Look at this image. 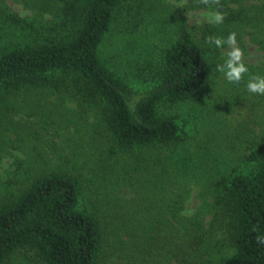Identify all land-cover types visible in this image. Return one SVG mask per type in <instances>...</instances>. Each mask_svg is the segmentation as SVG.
<instances>
[{"label": "trees", "instance_id": "trees-1", "mask_svg": "<svg viewBox=\"0 0 264 264\" xmlns=\"http://www.w3.org/2000/svg\"><path fill=\"white\" fill-rule=\"evenodd\" d=\"M20 1L34 11L33 17H22L6 0H0L4 28L11 30L15 25L25 34L13 46L0 50V100L10 106L13 92L44 85L58 88L56 75L70 76L71 95L77 92L97 109L112 144L126 156L125 160L114 157L112 162L107 158L90 183L93 209L81 204L82 187L73 173L51 170L24 183L0 207V264L25 247L45 264H103L106 257L113 264H208L213 260L211 254L221 247V233L233 247L234 264H264V245L256 240L264 236V135L239 156L255 168L248 174L226 177L218 166L200 171L198 155L192 157L193 163L182 143L185 131L177 116L161 113L168 105L195 101L218 118L211 119L220 129L225 111L212 85L216 87L215 77L221 73L215 59L220 54L222 59L227 46L217 48L207 38L226 39L236 32L238 43L251 36L264 50V0H220L219 5L188 0V8L223 12L224 22L193 25L189 32L168 39L164 48L155 43L161 49L159 59L139 63L131 59L128 64L137 69V81L144 83L139 88L129 82L135 77L113 71L101 50L116 21L126 14L141 20L145 10L143 17L154 16L150 29L156 36L164 32L160 17L166 23L171 10L161 0ZM45 13L52 16L47 23ZM166 31L167 35L174 33V29ZM247 66L249 72L241 83L228 84L236 102L253 95L246 88L243 93L251 76L264 75L263 65ZM212 140L207 137L196 151L211 156L205 158L209 163L219 156L229 160L228 155L213 150ZM184 173L191 178H183ZM138 174L147 180L141 182ZM194 188L203 205L186 215L185 201ZM124 189L136 191V196L127 197ZM142 189L166 198L155 216L144 221L140 213L132 212ZM118 211L127 213L128 221L119 220ZM106 213L109 220H104ZM204 213L210 215L209 220Z\"/></svg>", "mask_w": 264, "mask_h": 264}, {"label": "rangeland", "instance_id": "rangeland-1", "mask_svg": "<svg viewBox=\"0 0 264 264\" xmlns=\"http://www.w3.org/2000/svg\"><path fill=\"white\" fill-rule=\"evenodd\" d=\"M6 1L22 17L34 16V11L26 7L22 1ZM161 2L171 10L168 12L171 17L169 16L170 19L166 23L164 17H160L163 19L160 22L163 23L164 32H158L156 36V31L150 29L153 26L154 16L143 17L146 11L142 10L141 20H135L133 16L126 14L125 19L116 21V25L109 32L102 46L101 56L104 62L118 74L119 72L124 75L128 73L130 77H135L129 82L137 88L143 87L144 83L142 80L137 81L140 76L137 69L128 64L131 59L135 63L151 60V58L159 59L160 48L166 46L168 39L178 37L180 32H189L193 25L210 24L207 15L215 12L210 9L188 8V0H161ZM125 5L126 8L130 7L127 1ZM51 17L50 13H45L44 22L47 23L46 21L52 19ZM16 28L13 25L11 30L5 29L3 22L0 21V50L13 46L14 41L25 36ZM166 28L169 31L174 29V33L167 35ZM6 32L9 34L6 35ZM148 35L150 39H147ZM155 43L158 44L159 49ZM238 46L244 51L247 65L264 66V50L251 39V36H245L243 43H238ZM148 48L157 51L152 52ZM227 51L228 47H225L222 59L221 54L219 59H215L217 65L224 63ZM56 78L60 81L58 88L44 85L26 91L17 90L11 94L12 96L10 95V106L0 100V207L11 201L30 178H36L38 173L52 170L67 171L76 175L84 196L81 204L87 209H93L94 207L89 203L90 183L100 173L99 169L104 161L109 158L112 162L114 157L125 160L123 157L126 154L121 153L122 150L113 145L114 143L112 144L106 128L101 125L102 116L97 109L89 105L90 102L81 100L76 91V95H71L69 92L67 83L72 81V77L59 74ZM215 80L217 88L214 85L212 87L219 91L223 102L221 111H225V116L220 117V120L222 119L220 129L212 120H218V118L210 114L208 109L200 108L201 105L195 101L168 105L161 113L167 112L177 116L178 122L185 131L182 134L184 139L182 143L188 148L190 160H193L192 157L197 158L198 155L200 171H207L210 166H218L216 168L221 170V175L226 174V177L234 174H248L255 168V164L243 163L239 156L264 135V96L257 97L258 95L253 94L250 98L236 102L237 97L230 90L229 82L223 73L217 74ZM245 88L246 84H244L243 93ZM239 91L242 92L241 87ZM203 94L206 95L207 91ZM237 96H241V93L238 92ZM231 99H235V102ZM220 103L221 99H219ZM207 137L213 138L211 141L215 146L213 150L228 155L229 160L224 161L219 156V159L213 158V161L209 163L205 158L210 160L211 156L196 151L199 144ZM229 144L233 146V149L228 146ZM134 152L144 153L145 151L135 150ZM138 177L141 182L147 180L141 174H138ZM183 178L191 177L184 173ZM221 188L223 191V185ZM133 193L136 196V191ZM133 193L129 189H124L123 194L131 197L134 196ZM199 195L198 188L190 192V197L185 201L186 215L194 214L203 205ZM163 200L166 198L157 196L153 190L142 189L138 192L137 202L132 212L140 213V219L144 221L146 218L155 216L163 205ZM101 207L107 210V206ZM204 215H208L206 220L210 219L209 214L204 213ZM115 216L121 221H128L129 218V215L122 211H118ZM106 219H110L108 213L104 217V220ZM211 257L213 260L208 264H234L233 247L225 240L222 233L221 247L216 249ZM1 264L45 263L40 260L34 250L25 247L11 254ZM103 264L113 263L106 257Z\"/></svg>", "mask_w": 264, "mask_h": 264}, {"label": "clouds", "instance_id": "clouds-1", "mask_svg": "<svg viewBox=\"0 0 264 264\" xmlns=\"http://www.w3.org/2000/svg\"><path fill=\"white\" fill-rule=\"evenodd\" d=\"M201 4H220V0H200ZM225 19V14L220 11H215L207 15V20L212 24H222ZM207 42L214 44L217 48L228 47L226 52V59L223 64L217 65V71L224 74L229 83H239L243 80L249 68L245 63V55L242 48L238 46L237 33L231 32L227 38L219 36H209ZM247 91L252 94L264 95V75L251 76L246 85ZM257 230V226L253 227V231ZM257 243L264 245V236L258 235L256 237Z\"/></svg>", "mask_w": 264, "mask_h": 264}]
</instances>
